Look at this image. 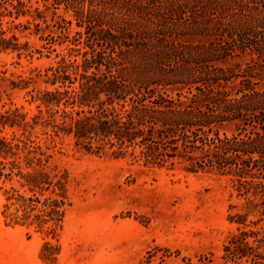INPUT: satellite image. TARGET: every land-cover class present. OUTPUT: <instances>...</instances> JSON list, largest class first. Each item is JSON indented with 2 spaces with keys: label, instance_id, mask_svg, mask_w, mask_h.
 I'll return each instance as SVG.
<instances>
[{
  "label": "trees",
  "instance_id": "trees-1",
  "mask_svg": "<svg viewBox=\"0 0 264 264\" xmlns=\"http://www.w3.org/2000/svg\"><path fill=\"white\" fill-rule=\"evenodd\" d=\"M41 1L0 0V56L31 60L55 36L76 53L45 70L43 89L27 90L39 72L11 82L33 92V109L1 103L0 214L40 234L44 264L58 263L71 204L53 163L61 135L89 153L228 176L259 214L252 224L264 221V0ZM247 227L224 264H264V228Z\"/></svg>",
  "mask_w": 264,
  "mask_h": 264
},
{
  "label": "rangeland",
  "instance_id": "rangeland-1",
  "mask_svg": "<svg viewBox=\"0 0 264 264\" xmlns=\"http://www.w3.org/2000/svg\"><path fill=\"white\" fill-rule=\"evenodd\" d=\"M58 12L72 18L62 7ZM76 29L72 21L70 35ZM53 39L54 50L42 48V54L35 53L31 60L0 56V107L12 101L34 108L26 101L33 93L27 90L43 89L45 70L60 55L76 53L69 42ZM31 41L38 47L43 43ZM36 72L41 75L35 76ZM19 74L35 76L27 90L12 88ZM219 130L227 135L235 132L229 124ZM40 138L43 141L44 135ZM55 142L53 163L68 173L71 201L59 233L57 264H184L182 259L224 264L223 246L231 234L243 230V219L247 228H264V221L252 224L259 214L252 212L228 176L148 167L128 156L113 158L110 152L89 153L71 136L55 137ZM1 204L0 197V209ZM41 243L39 233L6 226L0 214V264H44L38 258Z\"/></svg>",
  "mask_w": 264,
  "mask_h": 264
}]
</instances>
